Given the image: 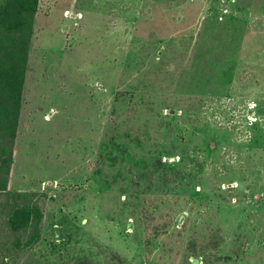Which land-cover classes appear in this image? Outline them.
I'll list each match as a JSON object with an SVG mask.
<instances>
[{
  "label": "rangeland",
  "instance_id": "374dc122",
  "mask_svg": "<svg viewBox=\"0 0 264 264\" xmlns=\"http://www.w3.org/2000/svg\"><path fill=\"white\" fill-rule=\"evenodd\" d=\"M18 145L0 264H264V0H40Z\"/></svg>",
  "mask_w": 264,
  "mask_h": 264
},
{
  "label": "trees",
  "instance_id": "16d2710c",
  "mask_svg": "<svg viewBox=\"0 0 264 264\" xmlns=\"http://www.w3.org/2000/svg\"><path fill=\"white\" fill-rule=\"evenodd\" d=\"M39 9L40 0H0V228L7 236L4 242L0 237V254L5 258L39 242L45 218L36 192L11 187Z\"/></svg>",
  "mask_w": 264,
  "mask_h": 264
}]
</instances>
